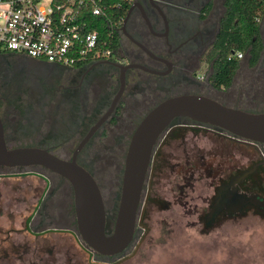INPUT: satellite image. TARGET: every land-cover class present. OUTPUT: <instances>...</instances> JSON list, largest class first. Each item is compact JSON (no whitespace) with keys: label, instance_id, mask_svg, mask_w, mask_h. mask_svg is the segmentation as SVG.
<instances>
[{"label":"rangeland","instance_id":"rangeland-1","mask_svg":"<svg viewBox=\"0 0 264 264\" xmlns=\"http://www.w3.org/2000/svg\"><path fill=\"white\" fill-rule=\"evenodd\" d=\"M262 36L264 38V34ZM12 56L0 54V88L10 94L9 98L14 94L18 102L17 107L23 108V125L13 126L12 137L17 138L18 142L15 143L14 140L9 144L50 148L58 157L66 159L87 129L108 108L118 89V72L104 63L87 67L84 80L91 79L94 89L88 91L85 100L75 103L74 90H60L55 95L48 94L47 89H42V86L45 82L46 86L50 81H44L38 75L33 76L27 66H24V61L21 62V57ZM262 66L259 62L257 67L247 68L248 70L242 66L235 75L231 88L224 93L230 96L229 99L212 90L207 83H203L201 87L177 84L172 80V74L166 77L139 74V87L132 91L129 86L123 88L112 114L114 121L109 119L102 125L87 147L88 159H81L86 162L84 166L98 184L106 233L111 229L117 209L122 160L129 137L139 120L158 102L183 93H196L245 111L264 112V74L254 79L255 76H252L251 72H264V65ZM205 73L202 66L198 76ZM73 84L75 86L76 82ZM20 90H23L22 97L17 94ZM62 96H65L63 100L60 99ZM80 97L83 98L81 95ZM68 100L73 103L70 105ZM38 108H42V122L41 117L37 115L40 110ZM176 134L182 135L184 141L168 138L162 148V162L165 157H170L172 164H182L184 161L194 164L199 162L198 157L204 160L213 157L222 169L229 166L230 172H238L247 169L257 160L256 152L248 146L226 143L205 132L188 129L177 130ZM260 151L264 155V147H260ZM202 166L204 165L201 164L200 167ZM29 171L35 173L39 170H21ZM170 177L169 181L159 180L155 183V193L152 196H156L157 200L174 197L171 191L175 192V196L178 194L175 184H180L181 175L174 173ZM50 178L51 187L34 216V225L41 224L44 228L64 226L72 229L70 187L55 176ZM201 179L198 171L195 173V179H188L187 191H183V195L187 192L184 200L188 203L182 208H173V214L168 210L159 209L155 201L147 206V235L135 255L122 261L123 263L264 264V213L247 212L244 216L230 221L220 220L205 228L195 210L200 206L201 195L207 191L206 183ZM260 179L264 185V179ZM43 187V181L36 176L0 178V264L86 262V255L69 235L45 234L32 237L24 231V221L31 213ZM131 253L132 247L126 254Z\"/></svg>","mask_w":264,"mask_h":264},{"label":"flooded vegetation","instance_id":"flooded-vegetation-1","mask_svg":"<svg viewBox=\"0 0 264 264\" xmlns=\"http://www.w3.org/2000/svg\"><path fill=\"white\" fill-rule=\"evenodd\" d=\"M222 3L223 0H132L131 5L137 4L139 6L134 5L130 9L125 22L123 23L122 21V25L120 28L121 34L119 38L120 52L118 56V62H109L112 64V66H106H109L118 72V69L115 67L116 65L139 64L152 71L166 72L163 76L156 77H166L172 74V80L174 82H176L177 84H182L186 87H201L203 83L208 84V78L212 72V64L214 61V59L210 60L209 54L212 45L216 40L218 23L223 14ZM142 15L148 22L150 29L145 23ZM263 22L264 20L261 23L260 39L264 42V38L262 36L264 34ZM138 45L152 54L154 57H157L158 59H161L163 61H157L150 58L146 51H144ZM14 56L15 55H13L12 57ZM17 57H21V62L23 63L24 61V66H27L29 71L32 72L31 74L33 76L38 75V77L42 80L50 81V83L46 84V86H44L46 82L42 86V89H47L48 94L55 95V93L59 92L60 90H71V92H73L72 90H74L76 98L73 100V102L80 103V100H85L88 95V91L94 89V83L91 79L84 80L85 75L87 74V67L77 69L66 68L61 66L48 65L43 62L25 58L23 56ZM248 59L249 56L244 53L241 54V59L238 60L241 66H245L246 70H248ZM259 63L260 66L264 65V55L260 56ZM167 65H169V68ZM202 66H204L206 75L204 74L199 77L198 72ZM251 72L252 76H255L254 79H258L260 75L264 74L263 71L258 70ZM139 74L155 76L137 69L127 70L125 72L124 89L126 86H129V89L132 91L139 87ZM130 75L132 76L130 79H128ZM234 78L235 74H233L231 83L226 89L212 90L223 94L224 97H228L227 99H229L230 96H226V94L224 93L231 88ZM77 80H79V82ZM74 82H76L75 86L74 84L72 85V83ZM17 94H20L22 97L23 90H20V92H17ZM8 95L10 94L7 93L4 88H0V121L3 129V140L6 149L11 150L15 148H23V145L9 144L10 141L14 140L15 143L18 142L17 138L12 137V132L13 126L20 127L23 125V108L21 109L17 107L18 102H16L15 96H13L14 94H12V97L10 98ZM80 95L83 96V98L80 97ZM193 95L198 94L195 93ZM62 98L64 99L65 96L60 97V99ZM12 99L14 100V102H12ZM21 100L22 99H20V101ZM68 102H70V105L73 103L70 100H68ZM218 103L229 108L238 109L236 107H230L223 102ZM38 109L40 110L38 111L37 115L41 117L40 120L42 122V108ZM115 109L116 107H114L113 112L115 111ZM113 112L106 121H108L112 117ZM249 113L264 112L249 111ZM102 125L82 146L76 157V163L80 167H82L88 174H90L92 178V174L84 166L86 162H83L82 160L86 161L88 159L89 153L87 151V147L94 138L95 134L102 127ZM171 128L173 129L169 131ZM188 129L194 132L196 131L208 133L214 137L220 138L226 143H237L236 141H234V137L230 133L213 126L199 124L186 118L174 119L170 123L169 127L159 136L155 145L153 146L135 211L134 228L131 240L125 249L115 255L106 256L98 254L94 251H91L85 245V243H83L77 231L76 219L73 212V200H71L70 207V210H72L73 212L72 229L64 226L55 228L47 226L44 228L43 226H41V224L34 225V216L39 210L40 206L43 204L44 199L47 197L46 195L48 189L52 184L50 176H55L59 181L67 183L65 179H62L58 175L37 166H0V178H21L23 177V175H31L36 176L44 183V187L36 204L34 205L31 213L24 221L23 229L27 234L31 235L32 237L42 236L45 234L69 235L74 240L75 244L80 248L82 253L86 255V262L83 264H129L123 263L122 261L128 260L135 255L148 232V227L145 223V219L149 216L146 215L147 206L155 201L154 203L157 202L156 205L159 209L168 210L171 212V214L174 213L172 212L174 210L173 208H182L186 206L188 202L184 199L187 197V192H185L183 195V191H187V181L188 179H195V173L197 171L202 177L201 180L206 183L207 188L206 193L201 195L202 201H200L201 203L199 208H195V210H197L196 215L198 219L204 222L205 228H208V225H213L217 222H220V220L230 221L235 219L236 217L244 216L247 212H254L256 214L264 213V185L260 179V177L264 179V164L260 163L261 158L255 151V149L251 146L248 147L256 152L257 160L252 163L247 169L238 172H230L229 166H227L226 169H222L220 167V164L214 161L213 157L206 160L198 157L199 162H195L194 164L186 163V161H184V163L182 164L179 162L178 164L176 162L175 164H172L170 162V157H165V160L162 162V148L165 147L168 138H173L178 140L179 142H183V136L176 134L177 130L186 131ZM83 136L80 138V140L83 138ZM79 141L77 142V144L79 143ZM76 145L73 147L70 155L66 159L58 157L52 152L50 148L41 149L46 150L57 158L68 160ZM256 146L262 158L264 159V155H262V152L260 151V147H264V144H257ZM183 156L185 157L186 154ZM226 161L228 162V160ZM201 164L204 166L200 167ZM254 165L255 169L252 172H249L247 176L240 179L241 174L243 172L249 171ZM23 169H38L39 171H35V173L31 171L21 172V170ZM16 170H18L17 173L14 172ZM174 173H178L181 175L180 184H175L177 185L178 194L175 196V192L171 191L170 193L174 194V197H171L168 200H157L156 196H152V194L155 193L154 186L159 180L169 181L171 178L170 176ZM246 180L249 181L246 182ZM150 197H152V199L155 197L156 199L151 200ZM237 197L240 198V206L238 207V210L236 209L235 205ZM111 229L109 233L111 232ZM109 233H106L105 231V234ZM131 247L132 253L130 255H127L126 252L130 250Z\"/></svg>","mask_w":264,"mask_h":264},{"label":"water","instance_id":"water-1","mask_svg":"<svg viewBox=\"0 0 264 264\" xmlns=\"http://www.w3.org/2000/svg\"><path fill=\"white\" fill-rule=\"evenodd\" d=\"M134 5L130 6L123 23ZM143 18L145 20L144 16ZM145 23L150 29L146 20ZM146 53L154 60L163 61L147 51ZM103 63L112 66L109 62ZM167 66L169 68V65ZM115 67L118 69V89L115 95L105 112L89 127L68 160L57 158L46 150L35 147L7 150L0 121V166H37L65 179L72 190L73 212L81 240L91 251L106 256L120 253L131 240L135 211L153 146L174 119L186 118L228 132L237 143L254 148L261 158L260 163L264 164V159L256 146L264 144V113H249L229 108L201 95L183 94L163 99L139 120L129 137L123 158L115 218L111 232L105 234V215L99 189L91 175L76 163L77 154L113 112L122 94L127 70L137 69L155 76H163L166 73L152 71L139 64ZM254 169L255 165L249 171L243 172L240 179ZM238 198L235 201L237 210L240 206Z\"/></svg>","mask_w":264,"mask_h":264},{"label":"built area","instance_id":"built-area-1","mask_svg":"<svg viewBox=\"0 0 264 264\" xmlns=\"http://www.w3.org/2000/svg\"><path fill=\"white\" fill-rule=\"evenodd\" d=\"M106 9V0H0V54L75 69L118 62Z\"/></svg>","mask_w":264,"mask_h":264},{"label":"trees","instance_id":"trees-1","mask_svg":"<svg viewBox=\"0 0 264 264\" xmlns=\"http://www.w3.org/2000/svg\"><path fill=\"white\" fill-rule=\"evenodd\" d=\"M131 4L132 0H106V12L112 18L116 29L113 34L114 47H120V28ZM222 7L223 14L218 23L216 40L209 54L210 60L214 61L208 85L215 90L229 87L233 74L236 75L241 69L240 62L234 57L235 53H246L249 56L247 67L254 68L264 51V43L260 39L264 0H223ZM119 19L121 21L117 23ZM110 120L114 121L112 117Z\"/></svg>","mask_w":264,"mask_h":264}]
</instances>
